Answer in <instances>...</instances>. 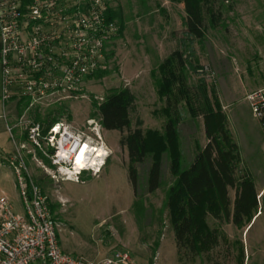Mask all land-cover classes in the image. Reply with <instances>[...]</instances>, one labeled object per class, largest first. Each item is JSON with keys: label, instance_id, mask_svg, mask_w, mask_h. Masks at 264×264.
Masks as SVG:
<instances>
[{"label": "rangeland", "instance_id": "374dc122", "mask_svg": "<svg viewBox=\"0 0 264 264\" xmlns=\"http://www.w3.org/2000/svg\"><path fill=\"white\" fill-rule=\"evenodd\" d=\"M107 1L116 16L114 23H121V31L118 29L109 47L107 75L85 81L77 99L53 100L28 111L24 103L12 101V121L19 142L5 164L16 159L25 167L28 180L36 182L47 198L62 252L88 263H99L113 252L125 251L133 264H236L233 248L241 243L243 264H264V135L247 102L252 92L264 87V0L230 2L232 10L225 12L222 27L207 28L202 43L188 40L184 11L175 1ZM185 47L203 69V74L193 79H205L227 116L243 166L254 182L258 207L241 228L208 219V225L219 229L226 242L220 241L208 257L180 262L164 209L165 192L172 181L168 157H161L160 189L153 194L147 192L148 157L137 166V191L133 193L128 182L127 152L119 146L121 136L100 128L92 104L109 91L126 88L135 97L132 124L140 119L145 132H160L165 116L164 102L155 86L157 68L173 50L185 51ZM59 109L62 113L58 116ZM48 111L58 117L57 123L68 127L73 137L89 146L94 158L99 150L105 156L83 171L67 161L55 165V149L45 141L52 126L43 136L46 125L36 121L37 116L45 119ZM30 125L40 128L41 150L27 142ZM179 129L184 170L195 149L203 147L206 140L201 120L186 118ZM13 135V131L4 129L3 137L10 145ZM18 153L20 157H16ZM229 197L233 200V192ZM13 206L21 214L19 203L14 201Z\"/></svg>", "mask_w": 264, "mask_h": 264}, {"label": "trees", "instance_id": "16d2710c", "mask_svg": "<svg viewBox=\"0 0 264 264\" xmlns=\"http://www.w3.org/2000/svg\"><path fill=\"white\" fill-rule=\"evenodd\" d=\"M169 1L182 5L187 38L199 43L205 40L207 28L217 30L222 27L225 12L232 10L228 4L233 2ZM115 18L108 10L107 20L114 23ZM118 18L121 19L120 13ZM114 24L121 31V23ZM157 70L159 77L155 86L158 96L163 99L165 116L160 132H145L140 119H135L132 124L135 97L126 88L109 91L100 102H94V116L104 131L120 134L119 146L127 152L128 182L133 193L137 191V166L144 164L148 157L147 192L153 194L160 189L161 157H168L172 181L165 192L164 209L173 231L178 260L208 257L220 241L226 242L219 229L208 225V219L241 228L257 210L258 194L252 177L243 166L239 147L219 100L204 78L193 79L201 76L203 69L188 48L173 50ZM105 75L106 72L96 73L86 81ZM61 111L57 110L58 116ZM44 118H36L37 122L46 125L43 136L58 121L52 111H48ZM186 118L193 122L201 120L206 143L195 149L190 164L183 170L179 127ZM34 184L39 187L36 182ZM230 192L234 194L233 200L229 197ZM233 249L236 264H243L242 244L235 243Z\"/></svg>", "mask_w": 264, "mask_h": 264}, {"label": "built area", "instance_id": "2783aa9c", "mask_svg": "<svg viewBox=\"0 0 264 264\" xmlns=\"http://www.w3.org/2000/svg\"><path fill=\"white\" fill-rule=\"evenodd\" d=\"M108 10L107 0H0V101L22 102L28 111L53 100L80 97L86 79L108 68L109 47L118 34V27L107 20ZM247 102L264 135V87L252 92ZM65 138L73 142L67 162L74 166V155L84 143L66 125H53L45 141L55 149L53 163L59 165ZM41 140L39 126L30 125L27 142L41 150ZM8 167L22 212H15L11 201L0 196V264H133L125 251L113 252L99 263L62 252L42 190L28 180L19 161L10 159Z\"/></svg>", "mask_w": 264, "mask_h": 264}, {"label": "crops", "instance_id": "0c3cea01", "mask_svg": "<svg viewBox=\"0 0 264 264\" xmlns=\"http://www.w3.org/2000/svg\"><path fill=\"white\" fill-rule=\"evenodd\" d=\"M0 84H1V71H0ZM13 102L2 103L1 102V111H0V196H6L11 203L14 201L19 203V196L16 190L15 178L12 173V170L5 164V158L9 157L14 147L17 149L16 143L19 142L18 136L15 133V126L13 124ZM8 123H11L12 131L14 132L12 141L13 144H8L7 140L4 139V129H8ZM16 157H20L19 153Z\"/></svg>", "mask_w": 264, "mask_h": 264}, {"label": "bare ground", "instance_id": "6f19581e", "mask_svg": "<svg viewBox=\"0 0 264 264\" xmlns=\"http://www.w3.org/2000/svg\"><path fill=\"white\" fill-rule=\"evenodd\" d=\"M68 139L65 138L61 141V148L59 149L60 152L58 154V157H60L61 160L63 161H70L72 159L71 156V151L73 149V142L67 141ZM63 142H67L66 146L63 145ZM93 152L90 151L89 146H87V144L84 143V145L81 147H78L73 160H75L74 162V166L77 170H84V167L90 165V166H94L97 159H102L103 156H105V154L103 153V151L99 150V152L97 153V155L95 156V158L93 157L95 154H92ZM77 154V155H76ZM98 159V160H99ZM72 160V161H73Z\"/></svg>", "mask_w": 264, "mask_h": 264}]
</instances>
